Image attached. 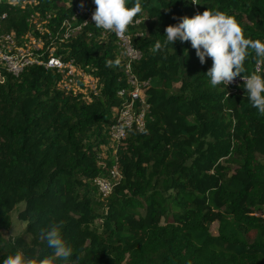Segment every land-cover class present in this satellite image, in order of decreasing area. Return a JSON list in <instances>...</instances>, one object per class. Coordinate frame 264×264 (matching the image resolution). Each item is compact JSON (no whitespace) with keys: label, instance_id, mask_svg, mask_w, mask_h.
Wrapping results in <instances>:
<instances>
[{"label":"trees","instance_id":"16d2710c","mask_svg":"<svg viewBox=\"0 0 264 264\" xmlns=\"http://www.w3.org/2000/svg\"><path fill=\"white\" fill-rule=\"evenodd\" d=\"M81 2L87 13L76 16ZM195 2L140 0L126 32L140 52L131 74L148 82L134 103L143 125L99 158L129 99L119 92L131 90L115 34L93 24V0H0V37L41 43L17 77L0 66V260L20 250L34 264H264V116L243 82L211 86L212 61L201 64L189 41L151 51L166 25L204 9L264 41V0ZM51 54L73 59L95 91L63 86L38 64ZM243 67L241 76L264 73V57L249 48ZM113 165L119 177L95 211L92 181ZM19 204L25 226L5 237ZM53 224L73 249L67 260L47 247Z\"/></svg>","mask_w":264,"mask_h":264},{"label":"clouds","instance_id":"9594fccd","mask_svg":"<svg viewBox=\"0 0 264 264\" xmlns=\"http://www.w3.org/2000/svg\"><path fill=\"white\" fill-rule=\"evenodd\" d=\"M193 2L196 3L195 0ZM93 3V24L117 36H122L133 18L142 12L140 0H134L131 6L129 0H93ZM163 37V40H155L151 51L157 53L168 45L173 46L176 41H189L201 64L205 63L206 57L211 59V66L204 73L213 87L223 84L226 88L234 78L244 73L243 64L249 48L257 57H264V41L245 38L236 18L219 10L204 9L191 16L183 15L176 23L165 26ZM112 63L108 61L109 65ZM242 79L250 105L264 116V73L253 71L243 75ZM44 239L47 247L56 254L55 259L67 260L73 256V249L57 224L44 230ZM0 264H34V260L23 251L16 250L0 260ZM40 264H51V259L41 258Z\"/></svg>","mask_w":264,"mask_h":264},{"label":"built area","instance_id":"2783aa9c","mask_svg":"<svg viewBox=\"0 0 264 264\" xmlns=\"http://www.w3.org/2000/svg\"><path fill=\"white\" fill-rule=\"evenodd\" d=\"M81 5V3L77 5V9L75 10L76 16L87 13L84 6ZM88 15L91 16V13ZM115 37L117 39L116 52L118 50L120 51V56L124 62L123 69L126 72V78L131 90H121L119 92V96L127 94L129 99L128 102L115 110L116 120L108 130L109 142H112L114 145L123 139L127 131L133 126L141 127L143 125L142 111L136 112L134 103L137 97L142 94L143 90L148 86V82H139L131 74V63L140 57V52L130 42L128 33L125 32L122 36H117L115 34ZM38 43H40L39 40ZM28 47L29 46L19 47L15 45L9 35L0 37V66L14 77H17L26 64L33 63L36 60ZM41 63L45 69L59 73L61 76L60 82L66 88L73 91L78 90L80 92H86L87 90L95 91L96 83L94 78L76 66L73 59H65L61 56L51 54L47 57L46 61L38 62V64ZM255 69L259 71L261 69V64L257 63ZM242 82V76L238 75L234 78L233 82L226 87L232 89L239 86ZM118 177L119 171L116 166L113 165L109 173L105 176L96 177L92 182L100 196L104 198L111 192L114 181Z\"/></svg>","mask_w":264,"mask_h":264},{"label":"rangeland","instance_id":"374dc122","mask_svg":"<svg viewBox=\"0 0 264 264\" xmlns=\"http://www.w3.org/2000/svg\"><path fill=\"white\" fill-rule=\"evenodd\" d=\"M81 4L83 5V2H81ZM29 41H30V45H29L28 48L30 49V51L35 50V49H37V48H39L41 46V43H38L37 39H32L31 38ZM117 55H118L117 56L118 59L122 60L119 50L117 51ZM112 148H114V144L112 142H109V146L108 147H103L102 148V151L100 153L99 158L111 155V152H112L111 149ZM98 163L101 164L102 160L99 159ZM93 186H94V184H93ZM102 200H103L102 197L100 196L99 192L96 190L95 197H94V200H93V207H94L95 211H100L101 206H102V202H103ZM22 208H23V204H19L11 212V226H10L9 230L4 233L5 237L15 236L16 234L21 232V230H23L25 224L18 217V213H19V211ZM211 231H212V233L216 232V224L212 225Z\"/></svg>","mask_w":264,"mask_h":264}]
</instances>
